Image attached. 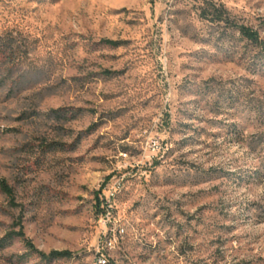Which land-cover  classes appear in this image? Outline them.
Here are the masks:
<instances>
[{"label":"rangeland","instance_id":"rangeland-1","mask_svg":"<svg viewBox=\"0 0 264 264\" xmlns=\"http://www.w3.org/2000/svg\"><path fill=\"white\" fill-rule=\"evenodd\" d=\"M234 23L264 43V0H0V242L73 253L0 264L106 236L107 264H264V44Z\"/></svg>","mask_w":264,"mask_h":264},{"label":"trees","instance_id":"trees-1","mask_svg":"<svg viewBox=\"0 0 264 264\" xmlns=\"http://www.w3.org/2000/svg\"><path fill=\"white\" fill-rule=\"evenodd\" d=\"M206 6L202 7L201 15L202 17L212 21V22H223L226 25L232 24L230 18L228 17L229 11L223 4H217L213 1H206ZM240 33L246 37L248 40L257 43V44H264L260 34L257 30L253 28L239 23L233 24ZM103 43L112 46H118L121 44V41L114 40V39H103ZM0 189L10 198L11 201L15 200V193L14 189L5 178L0 176ZM13 237H22L26 242V246L30 251L36 252L44 261L52 262L56 259L60 258H71L73 253L69 250H52L49 253L39 250L35 244L31 241V239L26 237L23 229L21 228L17 232H10L5 238H3L0 242V246H4L6 243V239H11ZM5 242V243H3Z\"/></svg>","mask_w":264,"mask_h":264},{"label":"built area","instance_id":"built-area-1","mask_svg":"<svg viewBox=\"0 0 264 264\" xmlns=\"http://www.w3.org/2000/svg\"><path fill=\"white\" fill-rule=\"evenodd\" d=\"M111 196H114L113 192L111 193ZM108 202L109 201H106L105 203L108 205ZM105 214L110 215L111 214V210L110 209H107V211L105 210ZM119 232H120V234H124L125 229L124 228H120ZM115 241H116L115 238H111L110 236L109 237L106 236L105 239L102 241V245H101L102 249L100 247L98 249L97 258L98 257H107L109 259L110 255L107 254V247L113 246Z\"/></svg>","mask_w":264,"mask_h":264},{"label":"bare ground","instance_id":"bare-ground-1","mask_svg":"<svg viewBox=\"0 0 264 264\" xmlns=\"http://www.w3.org/2000/svg\"><path fill=\"white\" fill-rule=\"evenodd\" d=\"M110 247H107V250ZM111 249V248H110ZM109 255V253H107ZM98 264H107L109 262V259L107 257H98L97 258Z\"/></svg>","mask_w":264,"mask_h":264}]
</instances>
